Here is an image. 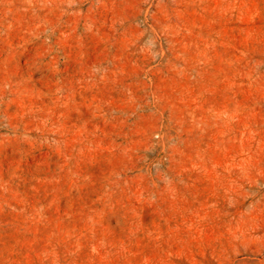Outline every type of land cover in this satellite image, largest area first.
Listing matches in <instances>:
<instances>
[{
	"label": "rangeland",
	"instance_id": "374dc122",
	"mask_svg": "<svg viewBox=\"0 0 264 264\" xmlns=\"http://www.w3.org/2000/svg\"><path fill=\"white\" fill-rule=\"evenodd\" d=\"M0 264H264V0H0Z\"/></svg>",
	"mask_w": 264,
	"mask_h": 264
}]
</instances>
